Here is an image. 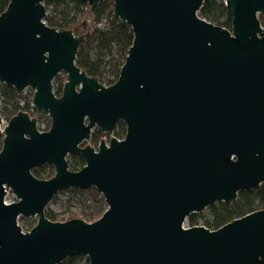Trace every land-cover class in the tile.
<instances>
[{"label": "water", "instance_id": "95a60500", "mask_svg": "<svg viewBox=\"0 0 264 264\" xmlns=\"http://www.w3.org/2000/svg\"><path fill=\"white\" fill-rule=\"evenodd\" d=\"M45 0H9L0 13V81L33 89L3 128L0 264H264V208L209 229L190 213L264 182V0H226L231 30L199 16L205 0H113L133 38L117 80L76 65L80 36L45 22ZM96 5L102 0H81ZM66 74L62 93L52 82ZM122 138L82 145L93 128ZM2 118L0 115V125ZM80 154L84 165L68 168ZM53 166L50 178L32 169ZM94 186L106 209L94 221L48 219L67 188ZM20 216L36 217L21 228Z\"/></svg>", "mask_w": 264, "mask_h": 264}, {"label": "trees", "instance_id": "16d2710c", "mask_svg": "<svg viewBox=\"0 0 264 264\" xmlns=\"http://www.w3.org/2000/svg\"><path fill=\"white\" fill-rule=\"evenodd\" d=\"M9 0H0V13L3 12ZM46 10L45 22L52 27L61 29L66 28L80 36L82 41L76 53V65L86 71L90 76L96 77L104 85L114 83L119 75V70L124 62L127 49L132 43V30L125 21L113 15V0H102L96 5H89L81 0H45ZM199 16L207 21L231 30V10L226 5V0H205L198 12ZM103 17L108 21L105 27H90L89 21L99 22ZM260 24L264 26V13L258 14ZM107 66L108 77L103 81V70ZM53 81L56 82L54 94L59 96L62 93L63 85L66 81V74L63 77L57 74ZM1 110L0 115L6 120L19 111L30 112L39 115L31 104L32 96L25 97L21 104V93L14 87L0 81ZM32 109V111H31ZM50 127V118H47L44 129ZM125 134V123L117 122L111 134L103 132L99 127L93 128L90 135V143L96 146L101 139L109 138L113 135L122 138ZM3 134H0V149ZM86 141L82 143L85 145ZM72 160L68 163L70 170H78L84 165V159L80 154L69 156ZM32 173L38 178H50L54 174L51 165L43 164L32 169ZM74 192L81 194V215H71L66 218L58 219V214L52 210H44L45 216L53 221H64L72 218H82L86 215V221L91 222L99 218L106 204L103 196L94 186L87 189L70 188ZM264 208V182L258 188L246 191H239L237 198L232 203L218 201L208 206L209 214L205 218L200 212L190 213L186 222L188 226L203 224L209 229H216L223 224L243 216L254 210ZM203 219V220H201ZM28 228L35 222L26 220ZM23 227V226H22ZM83 255H71L58 264H88V258Z\"/></svg>", "mask_w": 264, "mask_h": 264}, {"label": "rangeland", "instance_id": "374dc122", "mask_svg": "<svg viewBox=\"0 0 264 264\" xmlns=\"http://www.w3.org/2000/svg\"><path fill=\"white\" fill-rule=\"evenodd\" d=\"M47 13V12H46ZM108 24V21L105 17H103L99 22H94L93 20L89 21V26L90 27H105ZM63 72L59 73V76L63 77ZM103 81L108 77V72H107V66L104 67L103 70ZM56 87V82H52V88L54 91V88ZM21 104L23 105L25 97H28L29 95L33 96V89L30 87L25 88L21 92ZM0 110H1V96H0ZM32 111V109H31ZM30 113V112H29ZM31 114V113H30ZM41 115L39 117V120H37V125H44L46 124L48 115L44 114H39ZM2 118V125H6L7 121L3 116ZM113 135H110V137ZM109 137V138H110ZM109 138H104L105 140H108ZM86 143H90V140L88 139ZM97 146V145H96ZM94 146V147H96ZM72 160L70 157H68V163H71ZM52 210L53 212L58 214V219L66 218L71 215L79 216L81 215L82 206H81V194L78 192H74L70 190V188H67L65 190L59 191L46 205L45 210ZM205 218L208 217L209 210L208 207H206L203 211L200 212ZM82 218H87L86 215H83ZM30 220L36 223L37 218L36 217H23L20 216L18 218V221L20 222L21 226H23V229L28 228L25 221ZM203 220V219H201ZM34 223V224H35ZM86 256L83 257V260L85 259Z\"/></svg>", "mask_w": 264, "mask_h": 264}, {"label": "built area", "instance_id": "2783aa9c", "mask_svg": "<svg viewBox=\"0 0 264 264\" xmlns=\"http://www.w3.org/2000/svg\"><path fill=\"white\" fill-rule=\"evenodd\" d=\"M262 27H264V26H262ZM48 118H49V116H48ZM4 126H5V125H2V123H1V125H0V134H2V131H3ZM37 127H38V129H42V128H44V125H37ZM198 224H199V223H198ZM200 224H201V223H200ZM184 225H185V226H188V224H187L186 221H185ZM21 228L23 229L22 226H21Z\"/></svg>", "mask_w": 264, "mask_h": 264}]
</instances>
